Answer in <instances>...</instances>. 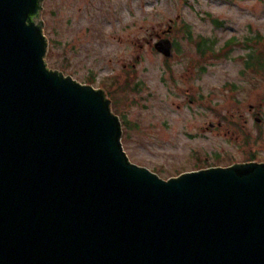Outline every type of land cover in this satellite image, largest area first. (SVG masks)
I'll return each mask as SVG.
<instances>
[{
  "label": "water",
  "instance_id": "1",
  "mask_svg": "<svg viewBox=\"0 0 264 264\" xmlns=\"http://www.w3.org/2000/svg\"><path fill=\"white\" fill-rule=\"evenodd\" d=\"M42 10L0 0V264H264V163H131L106 93L48 69Z\"/></svg>",
  "mask_w": 264,
  "mask_h": 264
},
{
  "label": "rangeland",
  "instance_id": "2",
  "mask_svg": "<svg viewBox=\"0 0 264 264\" xmlns=\"http://www.w3.org/2000/svg\"><path fill=\"white\" fill-rule=\"evenodd\" d=\"M41 19L48 69L106 93L131 163L163 180L264 163V75L245 64L264 59V0H43Z\"/></svg>",
  "mask_w": 264,
  "mask_h": 264
},
{
  "label": "trees",
  "instance_id": "3",
  "mask_svg": "<svg viewBox=\"0 0 264 264\" xmlns=\"http://www.w3.org/2000/svg\"><path fill=\"white\" fill-rule=\"evenodd\" d=\"M214 23L215 24H218V21H214ZM188 39L189 40H191V34L188 32ZM262 41V39H261V37H259L258 38V42H261ZM196 47H197V51H198V53H199V55L201 56V58H203V57H206V55L209 53V52H211L212 51V46H209L208 45V41H206V40H204V39H202V38H199V41L197 42V44H196ZM264 59H262L261 57H258L257 58V67L258 68H262V66H264L263 64H262V61H263ZM254 61H255V59H254ZM251 60H249L247 63H246V65H247V67H251ZM255 63H256V61H255ZM253 66V65H252ZM128 84V83H127ZM122 123V127L124 126L125 128H126V126L124 125V124H126V123H124V122H121ZM124 135V138H127V134H125V133H123ZM254 158V156H252L251 157V160ZM250 160V159H249Z\"/></svg>",
  "mask_w": 264,
  "mask_h": 264
},
{
  "label": "flooded vegetation",
  "instance_id": "4",
  "mask_svg": "<svg viewBox=\"0 0 264 264\" xmlns=\"http://www.w3.org/2000/svg\"><path fill=\"white\" fill-rule=\"evenodd\" d=\"M248 50H249V55H247L246 63L249 60H251L252 62H251V67H247V65H246V69L248 71L252 72V73H256V74H260L261 73L262 75H264V66H262V68H258L257 67V58L254 57L252 53H250L252 51L251 47H249ZM254 59H255L256 63H255ZM262 64L264 65V60L262 61ZM250 111L255 112V116H254L255 122L257 124L261 125L263 123V119L258 117V116H260V113L258 112V109L257 108L255 109V107L250 106ZM256 159L257 158H253L252 160L250 159V160L246 161V163H250V162L261 163L260 160L257 161Z\"/></svg>",
  "mask_w": 264,
  "mask_h": 264
},
{
  "label": "bare ground",
  "instance_id": "5",
  "mask_svg": "<svg viewBox=\"0 0 264 264\" xmlns=\"http://www.w3.org/2000/svg\"><path fill=\"white\" fill-rule=\"evenodd\" d=\"M37 22H38V20H37Z\"/></svg>",
  "mask_w": 264,
  "mask_h": 264
}]
</instances>
